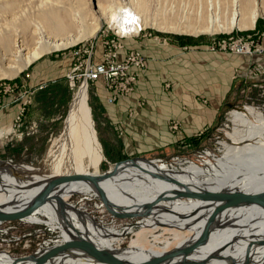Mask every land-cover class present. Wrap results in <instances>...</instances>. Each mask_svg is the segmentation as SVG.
<instances>
[{"label": "bare ground", "instance_id": "6f19581e", "mask_svg": "<svg viewBox=\"0 0 264 264\" xmlns=\"http://www.w3.org/2000/svg\"><path fill=\"white\" fill-rule=\"evenodd\" d=\"M193 2L200 20L195 25L187 23L185 31L195 34L235 27L252 28L258 16H264V0ZM152 15L148 0H0V78L13 77L41 55L66 48L93 35L103 22L119 36L136 35L139 30L155 22ZM160 27L179 30L176 23L169 21H162ZM87 82V79H83L74 83L64 128L49 146L43 165H38L37 169L41 173H29L19 179L18 170L8 161L0 160V211L15 212L23 209L56 176H102L98 184L106 193L112 208L133 212L154 201L150 213L144 216L151 219L149 224L168 225L190 233L170 252L195 241L214 202L189 198L157 201L158 196L173 195L177 190L264 189V114L250 106L244 111L230 112L241 127L233 131V136H236L235 145L226 146L223 161L205 167L190 164L181 170H172L162 163L154 164L153 160L133 157L134 160L129 158L119 164L115 171L112 167L99 173L103 153L88 104ZM9 167H12L15 175ZM21 168L29 171L31 167L27 165ZM88 192H95L99 197L97 188L87 179L62 183L50 192L43 204L22 219L42 221L37 216L40 213L52 221L57 219L58 213V220L70 235L64 230V241L78 238L90 240L122 262H139L164 253V250H144L135 245H132L134 249L113 248L112 242L118 238L119 232L98 226L77 209L71 210V205L64 202L73 193ZM115 234L118 235L113 236ZM166 242L168 244L170 240ZM25 256L11 258L0 254V264H33ZM175 258L177 264L181 256ZM186 260L187 264L262 263L264 209L258 205L226 209L213 220L206 243L196 248ZM102 263L82 250L72 249L46 264Z\"/></svg>", "mask_w": 264, "mask_h": 264}, {"label": "rangeland", "instance_id": "374dc122", "mask_svg": "<svg viewBox=\"0 0 264 264\" xmlns=\"http://www.w3.org/2000/svg\"><path fill=\"white\" fill-rule=\"evenodd\" d=\"M148 4L151 8V15L153 14L151 18L154 17L156 20L154 23L148 24V26H145L139 30L138 34L136 35L119 36L118 34L114 33V31L108 24H106V22H103L101 23L100 29L97 30V32L93 35L87 36L81 41L76 42L75 44L66 48L41 55L13 77H1L0 144L7 140L16 143L19 142L18 140L22 139L24 136L32 135L36 132V123L33 121L30 123L26 122L27 108L30 104V97L33 94V88H29L27 84L30 82L29 80L32 79V82L40 83L42 81H46L48 77H54L60 73L63 74L64 72L66 74L72 62L71 57L73 53H80L85 48V46H88L90 43H93L92 59L98 60L101 53L104 52V49L108 47L107 42H110L112 31L113 37H115V42H122V44H124V40L130 41L144 34L148 38L155 41L163 40L169 42V39L171 38L190 44L201 42L204 43L203 47L207 52L220 53L222 51L218 49L210 50V45L217 47L222 42L236 41L238 39H240L241 45H250V39H257L259 42L263 41L261 38V32L262 35H264L263 15L258 16L252 28L237 29L235 27L230 30L220 29L219 31L213 33L201 32L195 34L191 31V33L189 31H185L187 23L195 25L200 20L195 11L196 5L193 0H148ZM162 21L176 23L179 30L174 31L160 27L162 26ZM99 34H101V36ZM262 47L264 48V41L262 42ZM230 54L250 56L256 59V62L250 65L246 70V76L244 74L242 77V79L244 78V84H248L253 81L264 83V66L262 63L257 61L259 59V55L264 54V50L263 53L259 54H240L239 52H231ZM44 61H46L48 64L46 63L45 65ZM211 71L212 69L207 71L208 74L204 73L199 77L192 74V77L189 78V84L191 85V95L194 96L198 102L205 105H207L211 100L210 92H214L215 79L210 77L209 74ZM236 73L237 71H235V74ZM80 81L81 80H77L75 84ZM183 82H186V80H170L167 81L164 86L169 88L171 85H175V88L176 86L181 88L180 86H182ZM166 84H168V86H166ZM98 87H101V81L87 82L88 104L91 109L94 128L99 140V134L94 123V113L91 108V103L96 102L93 97ZM68 88L69 89L66 91V94L69 102L70 98L72 99L75 85H68ZM100 89L102 90V88ZM260 89L263 90L262 87ZM102 92L104 93V91ZM259 93H261V91L258 92V96L256 97L257 100H247L242 92H239L237 97H234V95H231L230 93L218 111L214 123H212L210 126L200 128L195 132L194 136L192 135L188 138H181L175 140L174 142L168 140H163L161 142H140L138 140H134L131 142L128 141L129 139H126L127 142H125L121 140L123 138V134L121 133H124L123 131L125 129L123 126L117 125V127H115L118 136H116L113 129L111 130V128L106 126V137L112 140V142H110L107 146L108 150L105 153L107 158H105V150L103 151V146L99 140L102 148L103 159L99 164L98 171L99 173H103L104 171H107L113 167V162L133 157H145L149 160H153L155 162L154 164L162 163L172 170H181L190 164H197L200 167H205L211 164H216L217 161H223V156H225L224 154L226 153V146L235 145L234 140L236 136H233V131L238 126L241 127L232 118L230 112L233 110L244 111L248 106H250L256 111H260L264 114V97L263 95L260 96ZM138 99L139 100L136 101L135 105L129 106L126 109V116L128 118L136 116V114H138V110L143 108L147 103L145 99ZM138 101L139 104L137 105ZM21 107L26 108L23 110V114L22 112H19ZM66 109L67 106L62 114L61 119L59 120V123L57 124V128L55 129L53 135L49 136L48 138V141L46 142V148L48 145L50 146L54 140L53 138L50 143V138L57 135L59 132ZM24 125H27L25 132L23 128ZM30 126H34V129H29ZM16 128L19 129V131L17 130V133H25L22 138H19V135L13 133V130H16ZM164 129L167 134L183 137V128L181 122L177 119H170L167 121V127H164ZM1 154L3 153L0 152V156ZM10 154L11 155L8 154L7 158L0 157V160L8 161L16 171L18 170L17 175L19 179H22L23 175L25 176L29 173L40 172L37 168H39V166L43 165L44 163V158H42L43 154L36 158L22 156L16 149L11 150ZM8 158H11L12 160ZM27 165L31 167L29 171L27 169L24 170L21 168V166L25 168ZM12 167H9L10 171L15 175ZM4 193L2 195H4ZM64 202L71 205V210L77 209L81 213L85 214L88 218L92 219L93 222L98 226L119 232V235H113H118V238L112 242V247L118 250L128 249L127 247L134 249L135 247L133 246L135 245L143 247L144 250H164V253H166L170 249L176 247L179 241L186 238L190 234L185 229H180L177 227H170L163 224L151 225L149 224L151 220L150 218L113 217L110 215V213H108V210L105 208L104 204L95 194V192L73 193L66 197ZM37 216H39L42 221L33 222L25 218L21 220L0 222V254L9 255L11 258L25 256L37 251H42L52 245L64 242L63 231L65 230L66 233H68V231L64 226H62L64 224L58 220V213L57 219L52 221H50L44 214L37 213ZM167 240H170L168 244L166 242ZM41 243L43 245L38 249ZM253 264L258 263L254 262ZM260 264H264V261H262V263L260 262Z\"/></svg>", "mask_w": 264, "mask_h": 264}, {"label": "crops", "instance_id": "0c3cea01", "mask_svg": "<svg viewBox=\"0 0 264 264\" xmlns=\"http://www.w3.org/2000/svg\"><path fill=\"white\" fill-rule=\"evenodd\" d=\"M123 42L122 55L126 48L136 49L146 56L147 63L146 67L139 71L135 90L129 95L119 98L114 104L106 102L105 94L101 89L97 88L94 93L93 98L96 102L91 103V108L99 140L103 151L105 150L104 156L108 150V144L112 142L106 137V126L113 129L116 136L118 135L115 127L123 126L125 129L124 133H121L123 134L121 140L125 142H127L126 139L131 142L134 140L174 142L181 138L194 136L200 128L214 123L218 111L230 93L237 97L239 92H242L247 100H257L258 92L261 91L259 95L264 97V83L257 81L243 83L244 78L242 79V77L244 74L246 76V70L256 62L254 57L224 52H207L203 47L204 43L201 42L190 44L171 38L169 42L155 41L144 34ZM257 61L264 66V54L259 55ZM44 63L46 65L47 62L44 61ZM210 69L212 71L209 75L215 79L214 92H210L211 100L205 105L191 95L189 78L192 77V74L199 77ZM235 71L239 73L235 74ZM66 74L64 72L54 77H48L46 81L40 83L32 82V79L29 80L30 82L27 84L29 88H33V94L27 108L26 122H35L36 132L24 136L18 140L19 142H16L17 144L10 140L1 143L0 152L3 154L0 157L7 158L8 154L11 155L10 151L15 149L22 156L33 158L41 156L45 151L42 158L45 157L49 148V145L46 148V142L49 136L53 135L67 106L61 128L57 134L62 132L64 117L71 102V98L68 102L66 94L69 89ZM176 79H183L186 82H183L181 88L177 86L175 88V85H171L169 88L164 86L167 81ZM261 87L263 90L260 89ZM138 98L145 99L147 103L138 110L136 116L128 118L126 109L135 105ZM170 119H177L181 122L183 137L166 133L164 127H167V121ZM26 127L27 125H24V132ZM58 135L50 138V143Z\"/></svg>", "mask_w": 264, "mask_h": 264}, {"label": "water", "instance_id": "95a60500", "mask_svg": "<svg viewBox=\"0 0 264 264\" xmlns=\"http://www.w3.org/2000/svg\"><path fill=\"white\" fill-rule=\"evenodd\" d=\"M125 160L126 159H122L113 162V168H114L113 171H115L116 167ZM130 160H134V158H131ZM100 177L102 176L83 175V174L56 176L52 178L48 182V184L41 190L39 195L36 198H34L30 202V204H28L23 209L15 212L0 211V222L21 220L22 218L30 215L37 207L43 204L46 197L56 186L69 181H77L81 179H87L91 181L92 184H94V186L98 190L99 197L101 198L102 202L105 204V207L108 210V213H110V215H112L113 217L137 218V217H144L145 215L150 213L154 201L147 203L143 209L141 208L133 212H123L121 210H116L112 208V206L110 205V201L106 197L107 196L106 193L98 184L99 181L98 179ZM170 198H189V199H200V200L202 199V200L214 202L213 207L206 216L203 227L198 233V236L196 237L195 241L191 244H188L186 246H183L181 248H178L176 250L164 254L154 255L150 258L141 260L139 262H122L114 258L105 249H101L95 246L90 240L78 238V239H70L64 241L63 243L52 245L48 249H45L43 252L37 255L31 253L29 255H26L24 258H28L33 262V264H46L48 261L52 260L54 257H57L58 255L64 252L72 251V249H79L87 253L93 259L107 264H176V262H174L175 261L174 258L178 256L179 257L181 256V259L177 264H187L188 261L186 259L188 255L193 253V251L196 250V248L202 246L208 240L212 222L220 213H222L226 209L245 207L249 205H258L264 209V189H252V190H242V191L241 190H233V191L177 190V192H175L173 195H169V196L160 195L156 198V200L157 201H159L160 199L168 200ZM229 264H248V263L231 262Z\"/></svg>", "mask_w": 264, "mask_h": 264}, {"label": "built area", "instance_id": "2783aa9c", "mask_svg": "<svg viewBox=\"0 0 264 264\" xmlns=\"http://www.w3.org/2000/svg\"><path fill=\"white\" fill-rule=\"evenodd\" d=\"M111 34L110 42H107L108 47L101 53L99 60L92 59L93 43H90L88 46H85L80 53H73L71 65L66 72V79L70 86H73L77 80L87 79L92 82L101 80V87L98 88H102L101 91H104L105 99L108 104H114L119 98L133 92L139 70L144 69L146 66V59L139 51L126 48L124 54L121 55L120 51L123 44L122 42H115L113 31ZM99 35L101 36V34ZM261 38L264 41L262 32ZM262 42L257 41V39H250V45H241L240 39H238L236 41L222 42L217 47L210 45L209 49H218L227 53L239 52L242 54L248 51L249 53L259 54L263 53L264 50ZM71 81H73V84ZM166 86H168V84H166ZM138 104L139 101L137 102V105ZM24 109L26 108L21 107L19 112L23 114ZM29 129H34V126H30ZM17 130L19 131L18 128L13 130V133L19 135V138H22L25 133H17ZM42 245L41 243L38 249Z\"/></svg>", "mask_w": 264, "mask_h": 264}, {"label": "trees", "instance_id": "16d2710c", "mask_svg": "<svg viewBox=\"0 0 264 264\" xmlns=\"http://www.w3.org/2000/svg\"><path fill=\"white\" fill-rule=\"evenodd\" d=\"M193 141V140H192Z\"/></svg>", "mask_w": 264, "mask_h": 264}]
</instances>
